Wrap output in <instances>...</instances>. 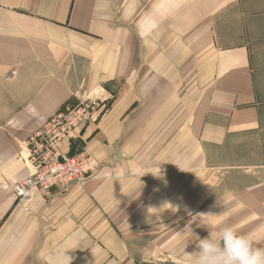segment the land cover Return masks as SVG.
<instances>
[{
    "label": "crops",
    "instance_id": "crops-1",
    "mask_svg": "<svg viewBox=\"0 0 264 264\" xmlns=\"http://www.w3.org/2000/svg\"><path fill=\"white\" fill-rule=\"evenodd\" d=\"M79 88L110 99L61 144L93 176L18 203ZM263 138L264 1L0 0V264H197L225 227L264 248Z\"/></svg>",
    "mask_w": 264,
    "mask_h": 264
},
{
    "label": "built area",
    "instance_id": "built-area-1",
    "mask_svg": "<svg viewBox=\"0 0 264 264\" xmlns=\"http://www.w3.org/2000/svg\"><path fill=\"white\" fill-rule=\"evenodd\" d=\"M103 108L84 102L76 106L68 104L27 140V160L32 169H28L25 180L13 187L18 203L26 202L34 192L48 195L56 189L67 192L73 186L87 184L93 161L83 154L62 153L61 143L80 125L96 123Z\"/></svg>",
    "mask_w": 264,
    "mask_h": 264
},
{
    "label": "clouds",
    "instance_id": "clouds-1",
    "mask_svg": "<svg viewBox=\"0 0 264 264\" xmlns=\"http://www.w3.org/2000/svg\"><path fill=\"white\" fill-rule=\"evenodd\" d=\"M198 238L193 255L197 264H264V248L255 246L251 235L239 234L231 227L217 235Z\"/></svg>",
    "mask_w": 264,
    "mask_h": 264
},
{
    "label": "rangeland",
    "instance_id": "rangeland-1",
    "mask_svg": "<svg viewBox=\"0 0 264 264\" xmlns=\"http://www.w3.org/2000/svg\"><path fill=\"white\" fill-rule=\"evenodd\" d=\"M257 3H261L263 2L264 0H256ZM3 80H5V77L2 78ZM2 80V81H3ZM26 81V80H24ZM21 84L20 83V80H17L16 82V85H19ZM24 92V89H19V88H16V95L19 96V95H22ZM31 92H32V95L35 96L39 93V90L38 89H31ZM107 98V96L103 93V90L101 89H94L92 91H89L85 88H79L77 90H71V94H70V98L66 101V103L60 108V110L58 111V113L62 110H64V108L70 104V105H74L76 106L77 104H80L81 102H84L86 104H91L93 106V104H99V106L101 108H103V111H102V115L100 116V118H98V121L96 123H90V124H93V125H96L98 123L101 122L104 114L109 110L110 108V99H105ZM87 125V124H86ZM81 126V125H80ZM79 126V127H80ZM78 127V128H79ZM41 129V128H40ZM75 130H73L69 136H67L64 140H66L67 138H70L72 137V134ZM31 137V136H30ZM29 137V138H30ZM62 144V143H61ZM263 146L264 148V138L261 140L260 144L258 146ZM26 146V145H25ZM27 146L25 147V149L23 150V157L25 156H28L29 155V151L27 150ZM64 154H68V155H71V156H76V155H72L70 153H64ZM82 154V153H81ZM77 155H80L77 154ZM85 155V154H83ZM86 157H88L89 159H91L89 156L85 155ZM247 156H250L253 157V154H248L247 153ZM252 159H255L256 163L259 164V163H264V150L260 151L259 150V147L256 149V153H255V158H252ZM28 161V160H27ZM94 163V162H93ZM28 169H32L31 167V163H30V167L27 166ZM94 167L91 169V172L89 173V176L87 177L88 178V181L89 179H91V177L93 176L94 174ZM30 172V171H28ZM29 174V173H28ZM65 192V191H64ZM68 192V191H67ZM176 263V262H173L171 260H161L159 262H157L156 264H159V263Z\"/></svg>",
    "mask_w": 264,
    "mask_h": 264
},
{
    "label": "bare ground",
    "instance_id": "bare-ground-1",
    "mask_svg": "<svg viewBox=\"0 0 264 264\" xmlns=\"http://www.w3.org/2000/svg\"><path fill=\"white\" fill-rule=\"evenodd\" d=\"M25 160V163L27 164V166H29L30 167V163H29V161H27V156H25V157H23Z\"/></svg>",
    "mask_w": 264,
    "mask_h": 264
}]
</instances>
